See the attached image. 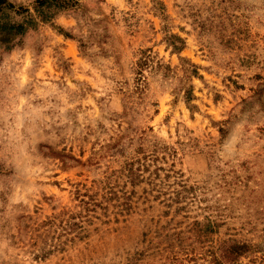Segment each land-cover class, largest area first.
<instances>
[{"label": "rangeland", "instance_id": "1", "mask_svg": "<svg viewBox=\"0 0 264 264\" xmlns=\"http://www.w3.org/2000/svg\"><path fill=\"white\" fill-rule=\"evenodd\" d=\"M0 264H264V0H0Z\"/></svg>", "mask_w": 264, "mask_h": 264}, {"label": "trees", "instance_id": "2", "mask_svg": "<svg viewBox=\"0 0 264 264\" xmlns=\"http://www.w3.org/2000/svg\"><path fill=\"white\" fill-rule=\"evenodd\" d=\"M42 4V3H41Z\"/></svg>", "mask_w": 264, "mask_h": 264}]
</instances>
